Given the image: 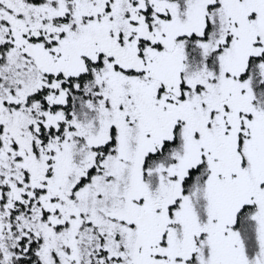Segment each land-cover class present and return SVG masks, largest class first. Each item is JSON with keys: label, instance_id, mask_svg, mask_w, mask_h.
I'll return each instance as SVG.
<instances>
[{"label": "snow or ice", "instance_id": "6c2138e0", "mask_svg": "<svg viewBox=\"0 0 264 264\" xmlns=\"http://www.w3.org/2000/svg\"><path fill=\"white\" fill-rule=\"evenodd\" d=\"M0 264H264V0H0Z\"/></svg>", "mask_w": 264, "mask_h": 264}]
</instances>
